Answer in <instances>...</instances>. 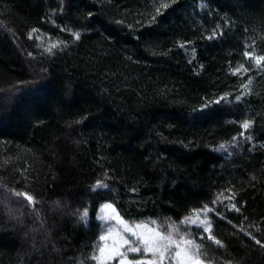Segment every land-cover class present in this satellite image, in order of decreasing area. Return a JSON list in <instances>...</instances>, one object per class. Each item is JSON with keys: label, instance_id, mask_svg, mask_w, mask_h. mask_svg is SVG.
Segmentation results:
<instances>
[{"label": "trees", "instance_id": "16d2710c", "mask_svg": "<svg viewBox=\"0 0 264 264\" xmlns=\"http://www.w3.org/2000/svg\"><path fill=\"white\" fill-rule=\"evenodd\" d=\"M245 51L264 55V0H0V264H96L109 202L209 264H264V62ZM204 204L219 245L182 223Z\"/></svg>", "mask_w": 264, "mask_h": 264}, {"label": "snow or ice", "instance_id": "6c2138e0", "mask_svg": "<svg viewBox=\"0 0 264 264\" xmlns=\"http://www.w3.org/2000/svg\"><path fill=\"white\" fill-rule=\"evenodd\" d=\"M167 7V4L162 5ZM63 9L61 8V11ZM159 12V9H157ZM89 16L92 15L91 12L88 13ZM155 18L153 17V20ZM71 33V35L79 40L81 33L79 31H73L71 28L62 29ZM33 31H36L33 29ZM213 32L216 33V29H213ZM222 34V33H221ZM208 39H213V36H208ZM65 46L66 43H65ZM183 47V45H181ZM49 53H52L53 49L49 48L47 50ZM31 55V53H29ZM245 57L253 58L257 65L261 62H264V55H255L251 51L244 52ZM243 65L238 66L233 69V73H239ZM251 80H249V83ZM230 94L224 93L223 96L219 97L215 101H209L208 103L220 104L225 100ZM236 101L241 100V95L235 97ZM208 104L202 105V108H206ZM253 121L245 120L243 121L241 128L242 131L239 135L247 140H251L250 135H245L247 130L251 127ZM236 138H233L235 142ZM223 148L224 146L221 145ZM5 187H7L5 185ZM109 185L104 183L102 180L97 179L95 183L91 186V190L96 192L98 189H107ZM16 197H24L25 202L32 205L33 210H35L36 198L27 191H17L15 189L10 190ZM133 191H136L133 189ZM227 191L231 192V189ZM232 196H235V193H232ZM218 198V197H217ZM231 200V198H229ZM213 204L216 203V200L212 201ZM55 206L59 207L60 202H54ZM102 207L107 211V214L103 219L112 220L115 219L118 222V227L108 228L105 234L99 236L100 241H105L109 237H114L115 243L111 246L108 244H103L99 246V255H94L93 260L97 261L98 264H110L113 260H119V264H204V261L201 259L200 245L195 241L190 239H184L182 233L178 229L172 228L169 231H161L159 228L150 227L148 224L135 223L130 224L129 221L125 220L123 216L120 215L119 211L116 209L113 203H104ZM230 210L239 212L240 209L237 207L236 203H229ZM210 212H215L216 215H220L219 212L215 211V208H210L208 204H204L202 208L191 209V215H186L182 219V223L185 225H197L200 228H203L204 232L208 233V238L214 240L216 244H221V241L216 239L215 236L211 234L212 224L208 219V214ZM89 215L88 207H84L82 212L79 213V220L82 223H87V217ZM204 217V219H200ZM155 223V221H151ZM243 231V229H241ZM127 234H131L132 239H129ZM248 235H252L248 233ZM252 239L257 243L261 244L260 240H257L255 236H252ZM123 249V250H122ZM128 253H140L142 256L145 253H151V258L145 259H129Z\"/></svg>", "mask_w": 264, "mask_h": 264}, {"label": "rangeland", "instance_id": "374dc122", "mask_svg": "<svg viewBox=\"0 0 264 264\" xmlns=\"http://www.w3.org/2000/svg\"><path fill=\"white\" fill-rule=\"evenodd\" d=\"M38 37H39V40L42 39L41 36H38ZM43 38H45V37H43ZM47 39H49V38H47ZM44 42H45L46 46H48V47H51L50 44H54V42H49V43L47 44L46 42H48V40H44ZM107 211H108V210L104 209V208L101 206V208H100V210H99V212H98V215H97V219H98L99 223H100L101 226H102L101 234H105V233L107 232V229H108V228H115V227H118V226H119V225H118V222H117L115 219H112V220H106V219H103V217L106 216ZM200 219H204V217H200ZM208 219L210 220V218H209V214H208ZM129 223H130V224H135V223L148 224L150 227H153V228H159L157 224H155V223L153 224V223L148 222V221H136V222H130V221H129ZM184 225H185V224H184ZM190 226H195V227H196L198 230H200L203 234H205V235L208 236V233H207V232H204L203 228H200V227H198L197 225H194V224H193V225H190ZM172 228H175V227H172ZM172 228H170V230H171ZM159 229H160V228H159ZM176 229H178L179 232L183 234L184 239H190V240H193V241H195V242L197 243V241L195 240L194 237H192V235L186 233L184 230H181L180 228H176ZM160 230H161V229H160ZM161 231H162V230H161ZM211 232H212V228H211ZM101 234H100V235H101ZM127 235H128V237H129V239H132L131 234H127ZM194 236H195V235H194ZM115 242H116V241H115L114 237H109V238H108L107 240H105V241H100V240L98 239L97 246H96V251H95V254H94V255H99V246H101V245H103V244H108V245L111 246V245H112L113 243H115ZM197 244H198V243H197ZM122 250H123V249H122ZM200 252H201V248H200ZM151 256H152L151 253H145V254H143V256H142L140 253H128V258H129V259H145V260H147V259L151 258ZM201 259L204 261V264H209L208 262H206V261L204 260V258H203L202 255H201ZM95 262H96V264H98L97 261H95ZM110 264H119V260H118V259H117V260H113V261L110 262Z\"/></svg>", "mask_w": 264, "mask_h": 264}]
</instances>
